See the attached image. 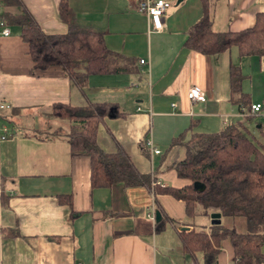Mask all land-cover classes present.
Returning a JSON list of instances; mask_svg holds the SVG:
<instances>
[{
    "label": "crops",
    "instance_id": "obj_1",
    "mask_svg": "<svg viewBox=\"0 0 264 264\" xmlns=\"http://www.w3.org/2000/svg\"><path fill=\"white\" fill-rule=\"evenodd\" d=\"M60 1L22 0L45 31L65 33ZM68 1L81 26L104 33L126 70L91 75L81 87L63 67L37 70L20 26L9 25L11 34H0V100L10 104L0 126V264H191L201 254L185 252L183 230L221 224L246 232L245 218L203 215L201 205L189 216L185 202L170 194L119 183L93 187L90 158L72 154L66 138L72 122L52 117V105L115 103L125 115L100 123V147L108 153L121 147L157 184L182 187L190 181L173 166L187 151L181 145L170 148L172 139L188 129L189 136L213 133L245 120L232 101V63L242 68L250 104H264V56L242 57L236 46L204 55L186 47L188 31L203 16L205 3L215 31L250 28L264 12V0H170L160 32H149L140 0ZM0 11L3 16L22 9L0 0ZM194 86L206 93L205 101L191 100ZM247 126L264 145L260 117ZM5 128L9 135L2 139ZM147 134L160 153L150 147L149 155L143 153L140 142ZM68 196L72 205L62 200ZM158 209L168 218L161 231ZM235 262L234 247L224 239L217 264Z\"/></svg>",
    "mask_w": 264,
    "mask_h": 264
},
{
    "label": "trees",
    "instance_id": "obj_2",
    "mask_svg": "<svg viewBox=\"0 0 264 264\" xmlns=\"http://www.w3.org/2000/svg\"><path fill=\"white\" fill-rule=\"evenodd\" d=\"M5 6H18L19 14L4 12L8 25H18L21 37L29 46V54L37 70L53 66L63 67L71 80L85 86L91 75L121 73L126 70L121 57L107 46L104 33L81 26L68 0L59 3V18L68 30L65 33H48L22 0H1ZM2 16V17H3ZM3 17V18H4ZM186 47L204 55L224 52L236 46L242 57L264 56V12L258 13L255 24L241 31L217 32L208 3L203 16L188 31ZM231 96L240 110L250 108V96L243 90L245 75L240 65L231 64ZM245 106V107H244ZM115 103L97 102L87 106L66 103L52 105V117L72 122L67 141L74 156H88L91 162L93 187H145L155 195L170 194L183 200L189 216L195 215L197 205L203 215L219 212L223 216L243 217L247 231L212 225L209 229L180 233L183 249L189 254H201L197 264H217L221 244L230 239L236 255L235 264H264V145L250 132L247 123L255 116L249 115L219 132L192 133L190 129L174 137L170 148L181 145L186 157L174 164L180 178L190 182L182 187L153 185L156 178L141 172L131 156L123 149L104 151L98 143V129L105 117H120ZM8 117L0 115V125ZM53 135H60L59 132ZM140 142L141 150L149 155L147 140ZM196 183L203 184L199 190ZM64 198V197H63ZM72 205L69 196L62 199ZM168 218L156 222L159 231L165 228Z\"/></svg>",
    "mask_w": 264,
    "mask_h": 264
},
{
    "label": "built area",
    "instance_id": "obj_3",
    "mask_svg": "<svg viewBox=\"0 0 264 264\" xmlns=\"http://www.w3.org/2000/svg\"><path fill=\"white\" fill-rule=\"evenodd\" d=\"M172 2L170 0H140L138 4L139 12L145 13L150 22L149 32H160L165 27V19L164 16L167 10L171 7ZM0 34L3 36H8L11 34V28L8 25L7 21L1 16L0 11ZM146 60L142 59L141 63H145ZM189 97L193 101H205L206 93L198 88L197 86L191 87L189 91ZM10 104L0 100V115L3 114L6 110H9ZM242 114L244 116L254 115L255 117H260L262 122L264 123V104L263 103H252L250 108H243ZM1 126V125H0ZM5 135L2 136V139L8 137L9 132L8 128H5ZM148 146L151 150L158 154L161 151L154 145L151 138L147 140ZM157 183L154 182L153 185ZM191 264H197L196 262H192Z\"/></svg>",
    "mask_w": 264,
    "mask_h": 264
},
{
    "label": "water",
    "instance_id": "obj_4",
    "mask_svg": "<svg viewBox=\"0 0 264 264\" xmlns=\"http://www.w3.org/2000/svg\"><path fill=\"white\" fill-rule=\"evenodd\" d=\"M195 185L199 190L205 189V186L203 184L196 183ZM155 214H156V221L157 222L161 221L162 220V212L158 209Z\"/></svg>",
    "mask_w": 264,
    "mask_h": 264
}]
</instances>
